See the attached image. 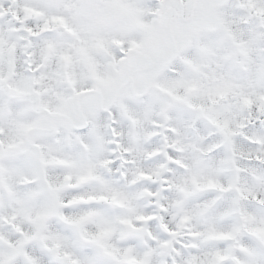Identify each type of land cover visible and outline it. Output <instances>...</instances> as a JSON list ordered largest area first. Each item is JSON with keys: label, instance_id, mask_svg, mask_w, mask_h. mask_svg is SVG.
<instances>
[{"label": "snow or ice", "instance_id": "obj_1", "mask_svg": "<svg viewBox=\"0 0 264 264\" xmlns=\"http://www.w3.org/2000/svg\"><path fill=\"white\" fill-rule=\"evenodd\" d=\"M0 264H264V0H0Z\"/></svg>", "mask_w": 264, "mask_h": 264}]
</instances>
